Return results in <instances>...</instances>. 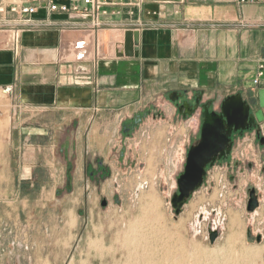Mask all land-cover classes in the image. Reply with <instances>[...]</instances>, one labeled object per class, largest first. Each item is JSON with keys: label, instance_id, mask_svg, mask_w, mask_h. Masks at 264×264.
I'll list each match as a JSON object with an SVG mask.
<instances>
[{"label": "crops", "instance_id": "1", "mask_svg": "<svg viewBox=\"0 0 264 264\" xmlns=\"http://www.w3.org/2000/svg\"><path fill=\"white\" fill-rule=\"evenodd\" d=\"M35 18L45 19L46 11ZM51 21L55 28L23 33L17 50L0 37V253L6 239L27 251L36 245L32 235L42 233L44 219L31 209L23 225V208L47 207L54 192L67 189L66 176L73 196L108 192L111 180L101 169L115 175L118 165L137 169L142 181L149 160L167 154L165 142L181 140L173 92L202 93L216 105L241 93L264 132V88L252 85L264 70V3L138 0L104 8L97 18ZM87 30L100 47L88 43ZM127 31L139 33L135 55L117 57ZM81 40L84 58L75 49ZM143 112L149 114L127 135L125 125ZM153 166L159 172L163 164ZM89 170L93 181L84 177ZM25 190L39 194L25 197Z\"/></svg>", "mask_w": 264, "mask_h": 264}, {"label": "rangeland", "instance_id": "2", "mask_svg": "<svg viewBox=\"0 0 264 264\" xmlns=\"http://www.w3.org/2000/svg\"><path fill=\"white\" fill-rule=\"evenodd\" d=\"M4 36L0 33L2 39ZM214 108L219 111L220 104H215ZM182 121L181 118L178 121L180 125L182 123L181 126L178 124L181 140L177 145L165 142L167 154L161 160H149L150 169L142 181L138 180L137 169L118 165L115 175L111 172L103 175L111 180L108 192L103 195L94 188L89 193L74 192V196L63 189L52 194L45 208L36 207L35 203L23 208V225L24 213H31L30 210L34 209V214L44 219L43 231L32 232L36 245L30 251L23 244L10 247L12 239L2 240L4 247L0 253V264H137L128 254L126 235L131 222L141 215L147 221L143 225L145 227L140 228L148 236L147 240L149 237L152 240V243L149 241L152 246L147 243V248L156 258L152 261L156 264H171L167 259L180 260L181 256L185 257L194 249L200 251L199 256L193 258L190 255L186 263L210 264L211 257L216 260L230 256L237 261L241 259L243 250H263L264 147L256 141V131L246 133L245 138L235 137L230 158L207 170L203 187L192 196L183 213L176 217L171 199L178 192L177 179L184 170L190 147L200 139L203 122L197 116L188 123ZM175 133L172 130V137ZM261 133L264 135L263 131ZM135 144L128 148H135ZM128 148H125V153ZM155 162L156 165L163 164L159 172L153 166ZM92 172L84 174L88 181H93ZM66 177L69 179L70 176ZM252 189L257 191L260 205L254 212H249L247 205ZM35 193L39 194L25 190L23 196L33 198ZM149 196L155 198L157 204H152L144 214L145 199ZM103 201H107L106 207L102 206ZM36 226L39 229L41 223H36ZM211 229L220 233L214 244L209 240ZM258 236H261V242H257ZM164 249L169 251L163 260L159 255ZM156 250L161 253H156ZM263 258L264 253L257 263L262 264L260 259Z\"/></svg>", "mask_w": 264, "mask_h": 264}, {"label": "water", "instance_id": "3", "mask_svg": "<svg viewBox=\"0 0 264 264\" xmlns=\"http://www.w3.org/2000/svg\"><path fill=\"white\" fill-rule=\"evenodd\" d=\"M139 44V33L134 31L125 32L124 52L117 54V57L132 58ZM183 94H188L185 92ZM171 102L176 103L182 95L173 92L169 96ZM212 104V102L208 103ZM189 103L184 102L179 108L188 107ZM203 122L199 141L190 147L182 174L177 179L178 192L174 193L171 199V206L176 217L183 213L189 200L199 191L205 182L208 167H213L218 161L227 159L233 149L232 136L238 131H247L251 128H261L256 122V117L251 113V107L241 93L231 95L220 103V110L210 111L208 105L203 106ZM72 177L67 181L68 193L72 192ZM249 201L247 210L254 212L259 207L257 191H249ZM102 206H107V201L102 202ZM220 236L217 230H209V240L214 244ZM257 242H261V236L257 237Z\"/></svg>", "mask_w": 264, "mask_h": 264}, {"label": "built area", "instance_id": "4", "mask_svg": "<svg viewBox=\"0 0 264 264\" xmlns=\"http://www.w3.org/2000/svg\"><path fill=\"white\" fill-rule=\"evenodd\" d=\"M241 3H264V0H241ZM138 0H83L79 4H62L53 0H0V33L8 36L11 42L19 44L22 34L30 31H42L55 28L51 21L53 15H67L73 18H97L100 10L104 8H116L137 5ZM46 11L45 19H36L40 10ZM72 27H62L63 32L74 30ZM87 41L95 47H100V41L95 34L87 30ZM94 36V42L91 41ZM84 43V45H83ZM86 41H79L75 47L79 51L78 58H84L88 53ZM81 51V52H80ZM262 69V68H261ZM252 85L255 89L264 88V70L262 69L253 79Z\"/></svg>", "mask_w": 264, "mask_h": 264}, {"label": "bare ground", "instance_id": "5", "mask_svg": "<svg viewBox=\"0 0 264 264\" xmlns=\"http://www.w3.org/2000/svg\"><path fill=\"white\" fill-rule=\"evenodd\" d=\"M115 39V38H114ZM152 204L153 205H155V204H157V200H155V198L153 199V197H146V199H145V208H144V211L143 212H145L144 214H146V211L150 208V207H152ZM157 207V206H156ZM143 214V215H144ZM159 217V216H158ZM159 219V218H158ZM147 221V219H146V217H142V215H141V217H139V219L137 218V220L135 221V222H131V224H130V226H129V230H128V233H127V235H126V240H127V242L129 243V245H128V251H129V256H131V258L132 259H134L135 260V262H137V264H156V262L154 261V262H152L153 261V259H156L155 257H154V255L153 254H151V252L149 253V250H148V246H149V241L151 242L152 240H150L151 238L149 237V241L147 240L148 239V236L145 234V233H143L142 231H141V228L140 227H142L143 225H144V223ZM159 222V221H158ZM148 225V224H147ZM146 225V226H147ZM143 227H145V226H143ZM149 228V227H148ZM147 228V229H148ZM155 229V228H154ZM143 230H145V228L143 229ZM149 230V229H148ZM152 230V229H151ZM214 230V229H213ZM153 231V230H152ZM151 231V232H152ZM233 231V230H232ZM234 232V231H233ZM147 233H148V231H147ZM153 234H154V231L152 232ZM165 233V232H164ZM148 234H150V233H148ZM157 234V233H156ZM150 236V235H149ZM153 236H155V235H153ZM158 236V235H157ZM154 240H155V238H154ZM158 241V240H157ZM161 241V240H160ZM147 243H148V246H147ZM152 243V242H151ZM153 243H155L154 241H153ZM96 244V243H95ZM127 245V244H126ZM151 245V244H150ZM158 245V244H157ZM152 246V245H151ZM156 246V245H155ZM154 247V246H153ZM153 247H151L152 249H154ZM159 247V246H158ZM162 247V246H161ZM161 247H159V248H161ZM156 248V247H155ZM149 249H150V247H149ZM157 249V248H156ZM161 249H163V248H161ZM151 250V249H150ZM199 250V249H198ZM168 251L169 250H165L164 249V252H160V250L158 251V250H156V253H158V252H160L161 254L159 255V258H160V256H162L161 258H163V260L168 256ZM182 251V250H181ZM192 251V250H191ZM153 252V251H152ZM185 252V251H184ZM184 252H182V253H184ZM154 253V252H153ZM191 253H193V254H191ZM191 253H189L188 252V254H186V256L184 257V255L183 256H181V259L179 260H174V259H167L168 261H171V264H189V262L188 263H186V261L185 260H187L188 258H189V256L190 255H192L193 256V258H196L195 256L197 255V256H199V254H200V251L198 252L196 249H194V251H192ZM262 253H264V249L263 250H259V249H257V250H243L242 252H241V259L240 260H233L232 258H230V257H223V258H219V259H216V260H214V258L213 257H211L212 259V262H210V264H240V262H241V264L244 262V264H258L257 263V260H259V258H261V254ZM201 254H203L202 252H201ZM152 255V256H151ZM210 255V253L208 254V256ZM207 255H206V257H208ZM214 256V255H213ZM217 256H219L218 254H217ZM158 257V256H157ZM186 258V259H185ZM191 259V258H190ZM199 259V258H198ZM206 259V258H205ZM133 260V261H134ZM161 260V259H160ZM197 260V259H196ZM196 260H194V261H196ZM200 260V259H199ZM203 260V259H202ZM219 260V261H218ZM222 260V261H221ZM260 260H262V264H264V258L263 259H260ZM158 261V260H157ZM188 261V260H187ZM161 262V261H160ZM159 262V263H160ZM192 262V261H191ZM207 263H209V261L207 262ZM261 263V262H260ZM161 264V263H160ZM196 264V263H195ZM198 264V263H197ZM201 264V263H200Z\"/></svg>", "mask_w": 264, "mask_h": 264}, {"label": "flooded vegetation", "instance_id": "6", "mask_svg": "<svg viewBox=\"0 0 264 264\" xmlns=\"http://www.w3.org/2000/svg\"><path fill=\"white\" fill-rule=\"evenodd\" d=\"M181 95H182V98L178 101V102H176V103H174V104H176V106H177V109H178V115H179V117H181L183 120H187V119H191V118H193V117H198V119H200V120H202L203 121V112H204V110H203V106L204 105H208L209 106V110L212 112V111H217V110H215V108H214V105H215V101L214 100H208V101H204V96H203V94L202 93H195L192 97H190L189 96V94H183V93H181ZM188 102L189 103V105H188V107L187 106H185V107H183L182 108V110L180 111L179 110V108L180 107H182L183 106V104H184V102ZM210 102H212V104H208V103H210ZM217 112H219V111H217ZM251 113H252V111H251ZM149 114V112H143V113H139V114H137L134 118H133V120L131 121V122H129V123H127L126 125H125V128H124V131H125V133L127 134V135H131V134H133L134 133V131L137 129V127L139 126V125H141V123H142V121H143V119L144 118H146V116ZM257 122V121H256ZM258 124V123H257ZM259 125V124H258ZM261 128V127H260ZM256 131V134H255V137H256V141L262 146V148L264 147V135H262V133L260 134V136L258 135V129L257 128H251V129H249V130H247V131H243V132H241V131H238V132H236V133H233V136H232V141H233V149H234V144H235V137H239V138H245V134L246 133H251L252 131ZM261 131H262V129H261ZM233 149H232V151H233ZM231 154H232V152H231ZM231 154H230V156H231ZM230 156L227 158V159H229L230 158ZM187 158V157H186ZM224 160H226V159H222L221 161H218L217 163H220V162H222V161H224ZM216 163V164H217ZM215 164V165H216ZM214 165V166H215ZM213 166V167H214ZM209 168H212V167H208V169ZM207 169V170H208ZM101 171H102V175H104L107 171L105 170V169H101ZM93 173V172H92ZM207 174H208V171H207ZM93 176H94V173H93ZM207 177V176H206ZM206 179V178H205ZM258 195V194H257ZM258 199H259V196H258ZM259 205H260V202H259Z\"/></svg>", "mask_w": 264, "mask_h": 264}]
</instances>
